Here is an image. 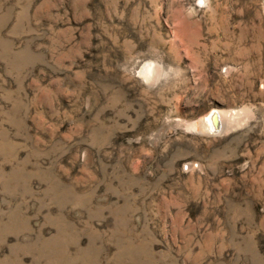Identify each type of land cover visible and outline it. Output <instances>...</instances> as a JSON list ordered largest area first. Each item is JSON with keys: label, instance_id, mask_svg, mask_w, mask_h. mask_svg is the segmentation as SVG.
Instances as JSON below:
<instances>
[{"label": "rangeland", "instance_id": "374dc122", "mask_svg": "<svg viewBox=\"0 0 264 264\" xmlns=\"http://www.w3.org/2000/svg\"><path fill=\"white\" fill-rule=\"evenodd\" d=\"M0 264H264V0H0Z\"/></svg>", "mask_w": 264, "mask_h": 264}, {"label": "bare ground", "instance_id": "6f19581e", "mask_svg": "<svg viewBox=\"0 0 264 264\" xmlns=\"http://www.w3.org/2000/svg\"><path fill=\"white\" fill-rule=\"evenodd\" d=\"M227 118V116L216 110L207 115L204 121L207 123L209 129L213 132V134H218L224 129Z\"/></svg>", "mask_w": 264, "mask_h": 264}]
</instances>
